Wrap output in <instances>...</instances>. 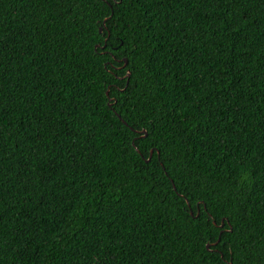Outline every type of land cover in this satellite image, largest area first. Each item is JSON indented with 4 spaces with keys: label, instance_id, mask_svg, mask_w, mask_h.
I'll list each match as a JSON object with an SVG mask.
<instances>
[{
    "label": "trees",
    "instance_id": "16d2710c",
    "mask_svg": "<svg viewBox=\"0 0 264 264\" xmlns=\"http://www.w3.org/2000/svg\"><path fill=\"white\" fill-rule=\"evenodd\" d=\"M111 11L0 0V264H264V0Z\"/></svg>",
    "mask_w": 264,
    "mask_h": 264
},
{
    "label": "snow or ice",
    "instance_id": "6c2138e0",
    "mask_svg": "<svg viewBox=\"0 0 264 264\" xmlns=\"http://www.w3.org/2000/svg\"><path fill=\"white\" fill-rule=\"evenodd\" d=\"M100 2L107 4L109 8L112 9V11L109 13V17L104 20V24L106 25L107 19L111 18L112 16L116 14V9L119 8V6L123 5L125 3V0H100ZM104 30L105 29L103 27L99 29L101 34H103ZM111 38H112L111 32H109L108 37L105 38L103 42L97 41V44L94 45V48L96 50V56L102 58L104 69L107 71H110L111 75L117 78L116 80L110 81L109 83L112 84L113 86L119 87L120 85L118 81L128 80L129 77H128V73L125 72L127 65L123 64L122 59L120 60L116 59V53L112 50V48L115 46H110L108 43V40H110ZM117 51H118V48H117ZM105 57H107V59H103ZM113 60H116V63H113L112 62ZM121 90H125V89L122 88ZM107 91L109 92V94H111L112 89L109 88L107 89ZM184 199L186 200L188 204V210L191 213L195 214L197 213L198 210H199L200 215H204L207 213L208 211L207 204H204L202 208L200 207V203H198L195 207H193L191 200H188L187 197H184ZM194 218L199 219V215H194ZM209 219L214 220V217H209ZM228 223L230 224L231 221H228ZM232 230L234 231L235 229L233 228ZM222 236H223L222 233L218 235L217 240L222 239ZM212 243L207 242V241L205 242V244L210 248L212 247ZM218 264H238V260L235 256V253L230 252V254L227 256H224V259L222 261H219Z\"/></svg>",
    "mask_w": 264,
    "mask_h": 264
},
{
    "label": "water",
    "instance_id": "95a60500",
    "mask_svg": "<svg viewBox=\"0 0 264 264\" xmlns=\"http://www.w3.org/2000/svg\"><path fill=\"white\" fill-rule=\"evenodd\" d=\"M100 28H101V27H100ZM100 28H99V29H100ZM124 61H125V63H126V59H124ZM127 73H128V75H129V71H128ZM109 104H110V102H109ZM117 116L121 118L120 114H118V113H117ZM122 121H123L124 123H126L125 120L122 119ZM140 131H141V133H143V136H145V135L147 134V131H146L145 129H142V130H140ZM152 151H153V149L150 150V155H149V157H148L146 160H149V159H150L151 154H152ZM173 188H175L174 184H173ZM213 222L215 223V221H213ZM221 223H222V222H221ZM215 243H216V242H215ZM206 247L208 248L207 245H206Z\"/></svg>",
    "mask_w": 264,
    "mask_h": 264
}]
</instances>
